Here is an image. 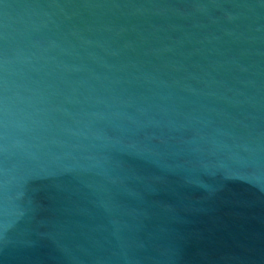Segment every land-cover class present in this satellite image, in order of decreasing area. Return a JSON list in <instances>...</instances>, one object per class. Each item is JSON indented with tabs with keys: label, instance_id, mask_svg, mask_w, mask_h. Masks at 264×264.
<instances>
[{
	"label": "water",
	"instance_id": "water-1",
	"mask_svg": "<svg viewBox=\"0 0 264 264\" xmlns=\"http://www.w3.org/2000/svg\"><path fill=\"white\" fill-rule=\"evenodd\" d=\"M0 264H264V0H0Z\"/></svg>",
	"mask_w": 264,
	"mask_h": 264
}]
</instances>
